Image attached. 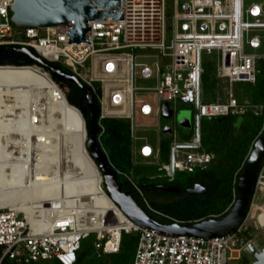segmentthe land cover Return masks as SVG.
<instances>
[{
	"label": "built area",
	"instance_id": "obj_1",
	"mask_svg": "<svg viewBox=\"0 0 264 264\" xmlns=\"http://www.w3.org/2000/svg\"><path fill=\"white\" fill-rule=\"evenodd\" d=\"M12 1L0 0V45L27 47L44 60L61 63L91 90L99 102L96 140L107 159L101 141L106 130L104 120L126 119L130 123L132 156L137 154L145 164H155L156 177L173 181L176 172L203 170L215 159L202 143L203 119L241 116L249 111L264 114V104L239 99L235 88L239 82L254 83L259 72L257 63L264 60V53H258L262 36L251 34L264 31V0H173L169 16L166 0H123V20H90V43H69L68 23L15 24L11 20ZM203 55L214 56L218 79L214 99L204 93ZM140 59H151V66ZM138 77L153 83L139 86ZM67 91L63 90L65 94ZM165 103L172 110L169 119L173 125L162 123ZM185 105L192 107L193 116L189 137L181 139L175 120L177 110ZM147 126L159 136L157 147L137 134ZM165 126L170 129L166 133ZM162 134L170 140L167 160L160 156ZM123 174L143 196L132 176ZM259 194H264V166L258 173L244 223L224 236L171 235L131 221L129 226L115 230L138 234L132 264H226L239 260L249 250L245 228ZM144 201L150 210L164 215ZM168 218L171 223L185 224ZM115 230L84 232L74 222L51 224L42 230L24 212L1 207L0 264L5 258L22 264L48 260L75 264L82 240L90 235L95 236L96 255L105 256L119 246L109 247L113 241L110 232Z\"/></svg>",
	"mask_w": 264,
	"mask_h": 264
},
{
	"label": "trees",
	"instance_id": "obj_2",
	"mask_svg": "<svg viewBox=\"0 0 264 264\" xmlns=\"http://www.w3.org/2000/svg\"><path fill=\"white\" fill-rule=\"evenodd\" d=\"M20 48L19 45H0V108L5 107L2 106L3 104L10 103L8 105L11 110L17 109L21 117L28 115V118L37 124L38 127L34 132L33 130L30 131L33 129V125L28 128L29 138L35 144L42 143L43 146L40 145L36 149L44 150L45 161H42L41 165L36 164L38 167L33 164V170L39 168L48 172V180L55 183L71 181L72 184L68 189H64L63 186L58 187L60 190L57 193L46 191L32 201L23 197L18 206L19 209L29 207L30 204L35 205L36 211L30 212L29 216L33 219H41L38 226L42 230L46 229L54 217L62 213L75 214L76 225L79 229L118 226L127 223V217L105 193L104 185L103 190L83 180L91 176L96 166L83 149L84 129L80 127L77 121L71 124V113L76 110L65 102L63 90L50 82L48 76L34 66L10 67L35 64L27 55L19 51ZM44 61L48 65L72 75L71 71L63 64ZM261 61V69L256 75L255 82H239L235 87L237 97L239 99L247 97L253 105L264 104V60ZM53 79L59 82L54 77ZM202 79L206 96L214 99L218 89V79L215 76L206 75L205 70ZM64 83L68 86L66 93L68 102L80 108L82 103L86 101L83 91L75 83L66 80ZM208 90H210V94L207 93ZM39 93L43 95L44 93L52 94L57 99L58 106L48 105L49 112H42L39 107L32 109L31 107L36 105L31 103L34 101L28 97L34 95V97L44 101V97ZM94 101L99 108V102L95 96ZM7 109L9 108L7 107ZM62 114H69L71 118H65V116L62 118ZM82 115L89 131L90 114L83 112ZM241 116L243 118L239 126L236 125L239 115L203 120L202 143L207 151L214 153L215 159L206 169L182 175L181 179L175 178L173 181L156 177L157 168L154 165L133 163L129 120L105 119L106 130L101 141L112 167L118 172L117 181L121 191L131 195L151 218L160 223H171L172 219L168 217L183 223H192L209 218H220L232 206L236 196L234 189L239 175L254 142L264 129V114L256 115L249 111ZM7 123L8 116L0 115V126L4 127ZM0 135L5 137L4 134ZM3 144L0 146V187H4V183L7 184L10 179H13L14 182H17L18 179L15 180L14 178L15 170L13 169L16 167L13 166V161L6 159L5 162L3 152L5 149L2 148L7 146L5 142ZM169 144L168 135L162 134L159 143L162 160L168 158ZM13 150L12 148L11 151L13 152ZM123 173L132 176L140 187L143 196L134 189ZM2 178L5 179V182ZM196 183L203 185L208 190L204 193H190L188 188ZM160 185H176L180 192L159 189ZM18 197L13 192L0 193V208L16 209ZM144 200L153 209L168 217L150 210ZM94 240V235L82 240L80 249L77 251L75 264L133 263L138 241L136 232H123L117 250L111 251L105 256L96 255ZM2 264L22 263L5 258ZM32 264L60 263L56 260H48Z\"/></svg>",
	"mask_w": 264,
	"mask_h": 264
},
{
	"label": "water",
	"instance_id": "obj_3",
	"mask_svg": "<svg viewBox=\"0 0 264 264\" xmlns=\"http://www.w3.org/2000/svg\"><path fill=\"white\" fill-rule=\"evenodd\" d=\"M10 9L12 10V22L19 26H53L68 23L69 43H90V20H123V0H13ZM19 51L35 62L32 65L46 71L62 90H65V88L68 90V86L64 83L66 80L77 84L83 91L91 118L89 131L84 120L86 148L102 174L103 184L106 188L105 193L131 222L142 227L152 228L160 233L198 238L224 236L235 232L244 223L251 208L258 173L264 166V129L254 142L253 148L244 163L236 183V199L224 216L185 224H163L151 218L131 195L121 191L117 181L118 174L96 140L98 107L91 90L77 76L69 75L63 70L45 63L44 59L36 55L31 49L21 47ZM53 77L59 82L55 81ZM65 99L68 102L66 94ZM77 109L81 112V115L85 111L83 106ZM171 116L172 110L165 103L163 117L167 119ZM242 118V116L237 118V126H239ZM169 130L168 126L163 128L164 133ZM158 188L165 191H179L176 185H160ZM207 190L203 185L196 183L189 189V192L204 193ZM249 251L252 253L254 260L249 262L245 258L241 264H264V247L256 250L250 243Z\"/></svg>",
	"mask_w": 264,
	"mask_h": 264
},
{
	"label": "rangeland",
	"instance_id": "obj_4",
	"mask_svg": "<svg viewBox=\"0 0 264 264\" xmlns=\"http://www.w3.org/2000/svg\"><path fill=\"white\" fill-rule=\"evenodd\" d=\"M173 9V0H166V10H167V15L169 16L172 12ZM171 19H167V24L170 25ZM261 35L262 37V43L263 46L261 49H259L258 53H264V31H255L252 32L251 34H258ZM168 36H170V31H168ZM248 51H252L250 49H246ZM214 56H207L203 55V67L206 72V75L210 76H215V60L213 58ZM213 58V59H212ZM140 61L147 62L148 65L151 66L152 60L151 59H140ZM261 64L262 61H258L257 67L260 70L261 69ZM138 85L139 86H145V85H151L153 82H147L142 80L141 78L138 77ZM245 84V83H242ZM223 84L221 85V87ZM205 93V91H204ZM207 93L210 94V90L207 91ZM40 94V93H39ZM208 94V95H209ZM42 97H44V101L40 100L38 97L29 96L30 100L34 101L31 102L35 104L36 106H32V109H36L34 107H39L41 108L42 112H49V107L48 105H54L58 106L56 103L57 99L50 93H44V95L41 93L40 94ZM205 95H207L205 93ZM247 98V97H244ZM151 100L150 98L148 101ZM39 102V103H38ZM58 102V101H57ZM4 103V102H3ZM6 104V103H5ZM3 104L2 106H5L4 108H0V115L8 116V123L5 124L4 127L0 126V134H4V136L0 135V146L5 142V145L7 146L6 148L3 147L2 149L4 152V159L6 162L7 160H12L14 162V159L17 163V172H16V177L17 182L14 183V180L8 181L7 184L4 183L3 190L0 191V193H5V192H13L14 195L19 196V198L26 197L28 200L32 201L34 199H37L39 196L43 195L44 192H53L57 193L60 188L58 187H64V185H67L71 181H67L65 183L61 182H54L51 180H48V172L44 170H40L39 168H36L33 170L34 166L33 164H38L41 165L42 161L44 160V150L41 149H36V147L43 146L42 143L40 144L39 142L35 144L29 138V127L30 125H33V130L37 129V124L35 123L34 120L28 118V115H25L23 117L18 114L17 109H12L9 107L7 103L6 105ZM42 105V106H41ZM41 106V107H40ZM7 107L9 109H7ZM35 111V110H33ZM37 112V111H35ZM71 118L72 123L74 121H77L80 125L81 128L84 129L85 124H84V119L80 113V111L76 110L74 113H71V117L69 114H62V118ZM192 107L190 105H185L182 107H179V109L176 112V128L178 130L179 136L181 139H187L189 137V131L191 128L192 124ZM37 120V119H36ZM206 120V119H203ZM38 121V120H37ZM31 122V123H29ZM81 123V124H80ZM162 123L165 125H173V120L172 119H163ZM190 125V126H189ZM36 131V130H35ZM137 134L140 136H145L150 144L154 147H157V144L159 142L158 134L157 132L152 128V127H145L144 129H140L137 131ZM5 139H4V138ZM3 138V141L1 139ZM4 145V144H3ZM14 146V147H13ZM14 149L13 152L11 149ZM17 148V149H16ZM42 152V153H41ZM46 155V154H45ZM133 161L135 164H145L144 159H142L139 155L133 154L132 156ZM95 165V164H94ZM96 166V165H95ZM156 167V165L154 164ZM38 167V166H36ZM189 174L188 172H176L175 173V178H182V175ZM91 182H95L97 180H100V187L103 189V179L101 176L100 171L98 170V167L93 170L91 176H90ZM5 182V179H4ZM15 184V186H14ZM106 189V188H105ZM264 202V194H259V196L255 199L254 204L255 209L251 212V217L247 220V225L248 228L246 229L245 236L248 238L250 243L253 245V247L256 250H260V248L264 247V222L261 220V215L257 211V205H262ZM35 205H30L29 207H25V209L22 207L17 211H22L24 214L28 217L29 213L31 211H35ZM111 236L113 237L112 243L109 244V247L111 249H116V245L120 244L121 240V235L118 230H115L114 232H110ZM119 247V246H118ZM242 258H247L249 262L253 261L254 258L252 256V253L248 250L247 252L242 253L241 258L239 260H230L227 261L226 264H241Z\"/></svg>",
	"mask_w": 264,
	"mask_h": 264
},
{
	"label": "bare ground",
	"instance_id": "obj_5",
	"mask_svg": "<svg viewBox=\"0 0 264 264\" xmlns=\"http://www.w3.org/2000/svg\"><path fill=\"white\" fill-rule=\"evenodd\" d=\"M31 66H34V67H36V68H38L41 72H43L44 74H46L47 76H48V78H49V80H50V82H53V83H55L52 79H51V77L49 76V74L46 72V71H43L40 67H38V66H36V65H26V66H10V67H31ZM65 102L67 103V105H69V106H71L72 108H74L75 110H78L76 107H74V106H72V105H70L67 101H66V99H65ZM79 111V110H78ZM81 113V112H80ZM31 130H33V129H31ZM85 131H84V135H83V138H82V145H83V149L85 150V152H86V154L88 155V157L89 158H91L92 159V161L94 162V160H93V158L90 156V154H89V152H88V150H87V148H86V145H85V139H86V128L84 129ZM14 161H15V159H14ZM94 164L98 167V165L94 162ZM13 166H15L16 168L15 169H13V170H15V176H14V178L16 177V172H17V163H16V161H15V163L13 162ZM98 170H99V168H98ZM100 171V170H99ZM101 173V172H100ZM101 176H102V174H101ZM102 179H103V177H102ZM16 180V179H15ZM84 181H86V182H89V183H91V184H93V185H95L96 187H98L99 189H101V187H100V180H97V181H95V182H91V179H90V177H88V178H86V179H83ZM15 183V182H14ZM71 184H72V182H69L67 185H64V189H68V188H70L71 187ZM14 186H15V184H14ZM3 190V187L1 186L0 187V191H2ZM21 199L22 198H19L18 199V201H17V210H19V205L21 204ZM31 206H32V204H30ZM24 209H25V207H23ZM16 209H14V210H16ZM16 210V211H17ZM35 211H36V208H35ZM31 212H34V211H31ZM125 215V214H124ZM28 218H29V220L31 221V222H34V224L36 223L37 225H39L40 224V221H41V219L40 218H37V219H33L31 216H28ZM128 219V218H127ZM71 222H74V223H76V216H75V214H72V213H62V214H59V215H57L56 217H54V219H52L51 220V222L48 224V226L46 227V228H49V226L51 225V224H56V223H58L59 225H66V224H68V223H71ZM129 224H130V220L128 219V222L127 223H125V224H122V225H118V226H107V227H95V228H85V229H79V230H81V231H84V232H92V231H104V230H115V229H121V228H123V227H127V226H129Z\"/></svg>",
	"mask_w": 264,
	"mask_h": 264
},
{
	"label": "flooded vegetation",
	"instance_id": "obj_6",
	"mask_svg": "<svg viewBox=\"0 0 264 264\" xmlns=\"http://www.w3.org/2000/svg\"><path fill=\"white\" fill-rule=\"evenodd\" d=\"M53 83V82H52ZM54 85H57L56 83H53ZM58 86V85H57ZM81 106H83L84 108H85V111H84V113H88V114H90V110H89V106H88V104H87V101H85V102H83L82 103V105ZM84 129H85V127H84ZM30 131H32V130H30ZM85 131V130H84ZM34 132V131H33ZM4 178H2V180H3ZM11 181H12V179H10ZM193 187V186H192ZM192 187H189L188 188V190L190 189V188H192ZM178 192H180V190L178 191ZM261 249V248H260ZM253 256V255H252ZM254 258V257H253ZM243 259H245V258H242V261H243ZM247 259V258H246ZM242 261H241V263H242Z\"/></svg>",
	"mask_w": 264,
	"mask_h": 264
},
{
	"label": "crops",
	"instance_id": "obj_7",
	"mask_svg": "<svg viewBox=\"0 0 264 264\" xmlns=\"http://www.w3.org/2000/svg\"><path fill=\"white\" fill-rule=\"evenodd\" d=\"M34 131V130H33ZM255 206L256 205H254L253 206V209H255ZM257 211L260 213V215H261V220L264 222V202H263V204L262 205H257Z\"/></svg>",
	"mask_w": 264,
	"mask_h": 264
}]
</instances>
